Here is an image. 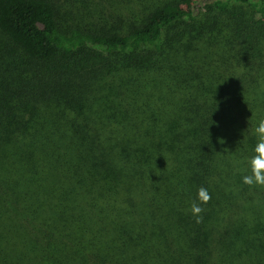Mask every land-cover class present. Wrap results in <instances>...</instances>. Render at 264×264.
Listing matches in <instances>:
<instances>
[{"label": "trees", "instance_id": "obj_1", "mask_svg": "<svg viewBox=\"0 0 264 264\" xmlns=\"http://www.w3.org/2000/svg\"><path fill=\"white\" fill-rule=\"evenodd\" d=\"M261 118L264 0H0V264H264Z\"/></svg>", "mask_w": 264, "mask_h": 264}, {"label": "rangeland", "instance_id": "obj_2", "mask_svg": "<svg viewBox=\"0 0 264 264\" xmlns=\"http://www.w3.org/2000/svg\"><path fill=\"white\" fill-rule=\"evenodd\" d=\"M21 142L16 141L13 143V146L19 145ZM7 150H11L12 146L9 144L6 147ZM14 156V155H13ZM14 158L17 161L12 162V166H9L7 163L8 168H0V215L4 212L6 204V200H14L18 202V192H20V189L16 187V182H23L26 181L25 184H27V181L29 182V179L31 178V170L26 168V160L24 157L17 158L14 156ZM17 164V167L15 166ZM24 183V182H23ZM15 186V187H13ZM27 189V185L25 186ZM5 202L6 205H2ZM263 219V218H262ZM264 220V219H263ZM262 220V223L264 224V221ZM225 222V221H224ZM243 222L246 223H253V219L249 217H244ZM255 224V223H254ZM252 224V225H254ZM3 224L0 223V226ZM251 226V225H250ZM249 226V229H251ZM247 229V227H245ZM10 241V239H8Z\"/></svg>", "mask_w": 264, "mask_h": 264}, {"label": "clouds", "instance_id": "obj_3", "mask_svg": "<svg viewBox=\"0 0 264 264\" xmlns=\"http://www.w3.org/2000/svg\"><path fill=\"white\" fill-rule=\"evenodd\" d=\"M254 132L257 136V142L253 149L256 155L252 156L250 160L252 175H245L242 179L243 182L247 184H264V172L261 171L264 170V118L259 119ZM198 196L205 201L209 198L204 188L198 190ZM191 211L193 214H196L199 213L201 209L193 203L191 205ZM197 219H199V217H197Z\"/></svg>", "mask_w": 264, "mask_h": 264}]
</instances>
